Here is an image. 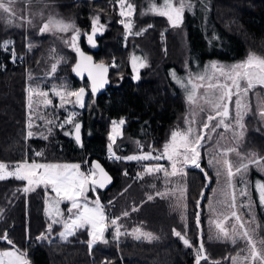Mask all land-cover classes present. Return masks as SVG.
I'll list each match as a JSON object with an SVG mask.
<instances>
[{
    "label": "trees",
    "instance_id": "16d2710c",
    "mask_svg": "<svg viewBox=\"0 0 264 264\" xmlns=\"http://www.w3.org/2000/svg\"><path fill=\"white\" fill-rule=\"evenodd\" d=\"M47 1L54 2L62 18L74 20L81 31V46L97 62L110 65L115 59L117 65L110 67L107 90L94 95L87 79L79 80L73 75L76 50L73 52L62 41L50 44V34L39 32L40 21L35 25L25 24L19 16L23 15L26 3L18 0L17 18L12 24L7 17H0V42L12 41L8 50L0 49V163L74 162L80 164L85 172L87 159L91 165L95 159L101 161L114 183L107 188H96L95 195L104 206L108 224L111 218L121 217L118 225L124 234L116 239L115 227L108 226L104 238L108 242L99 240L91 249L88 227L80 228L71 237L61 240L57 236L61 225L54 224L53 230L47 231L51 223L46 214L48 190L39 186L25 193V181L12 178L0 181V214L3 217L0 219V234L7 231L15 247L26 252L32 264H195V246L201 237L211 259L220 261V264H231L225 257L234 254V247L229 242L210 243L205 238L210 226L206 221L205 204L215 183L208 168L201 166L211 178L210 183L199 169H187L186 207L178 209L173 206L171 196L147 200V195L163 191L162 179L154 175L137 179L145 163L157 161H109L103 155L111 142L109 135L113 121L121 118L125 120L123 136L116 139L112 148L117 156L141 152V146L143 152L153 148L162 150L172 127L187 113L183 93L166 81L170 67L186 72L197 65L202 66L209 59L231 62L245 58L250 52L264 56V0H191L193 8L185 9L179 27H172L166 17L150 11L153 2L158 3L159 0H130L135 5L130 31L119 22L121 9L116 0ZM31 10L28 16L32 15ZM95 17H99L104 29L97 37V46L91 47L86 43L84 32L92 28ZM142 29L146 31L141 35L135 34ZM29 43L33 45L31 51L26 48ZM135 53L147 59V65L137 74L133 71L132 62ZM61 57L63 62L52 73L51 65ZM50 82L74 87L76 91L85 89V106L77 105L72 123L64 124L68 113L63 108L54 115L56 105L44 110L34 105L29 111L26 86H36L38 93L44 91ZM43 114L45 118L38 117ZM62 123L64 126L61 128ZM77 123L82 124V144L73 136ZM246 127L245 146L264 157V125L260 124L255 113L247 117ZM29 131L33 133L32 137H28ZM37 152L42 155L37 156ZM202 189L203 197L200 195ZM197 200L200 201L199 208ZM133 207L139 210L133 212ZM258 208L261 210L262 206L258 205ZM124 211H128L129 216H122ZM197 212L200 213L199 227L195 217ZM185 223L193 248L184 246L173 234L174 228L184 231ZM136 228L151 232L158 239L151 242L136 240L130 235ZM42 234L47 238L37 239ZM6 247L11 245L0 240V248ZM201 264L207 262L202 261Z\"/></svg>",
    "mask_w": 264,
    "mask_h": 264
},
{
    "label": "snow or ice",
    "instance_id": "6c2138e0",
    "mask_svg": "<svg viewBox=\"0 0 264 264\" xmlns=\"http://www.w3.org/2000/svg\"><path fill=\"white\" fill-rule=\"evenodd\" d=\"M20 3L31 4L32 0H19ZM18 0H0V13L7 14L9 21L17 18L16 5ZM120 5V16L131 17L135 12V5L130 0H116ZM193 4L191 0H159V6L155 4L150 11L154 14L166 17L172 27H179L183 22L185 9L191 10ZM24 23L31 25L32 20L19 16ZM99 17H95L92 22V34L88 35V41L94 47L93 36L103 27H97ZM124 25L125 29L130 31L132 28V21L129 19L125 22L124 19L119 21ZM151 27V25H149ZM71 30L73 35L70 43L71 46L78 53L80 60L74 67V71L79 74L81 71H87L89 77L92 79V92L95 93L99 86L106 83L104 79L107 68L101 64H93L92 58L85 55L77 46L76 41L80 35V31L76 28L73 22H65L62 19L55 17H48L47 22L43 23L39 28L41 34L47 32H68ZM146 29L136 32V35H141ZM12 41L4 40L0 42V49L8 50ZM33 45L29 43L28 48L31 51ZM11 56L15 57L14 49L11 50ZM137 58H133L135 61ZM63 62V58L56 60V63L51 65V72L55 73L57 66ZM113 66L115 64L113 63ZM143 66V65H141ZM210 69V70H209ZM177 83L184 87L187 93V102L189 104V115L185 118V128H176L171 131L168 141L163 145L162 150H155L154 148L148 152H143L141 146V154L129 155L126 157L115 156L112 150V144L115 143L116 136L119 135L118 125L113 121L112 134L109 135L111 143L108 145V151L115 159H126L128 161H157L155 164L146 165L143 173L137 174V179H143L144 175H154L157 179H162L164 182V191H156L155 195H147V200L152 201L156 197L161 199H168L170 196L175 197L178 207H186L184 201L187 198V183H177L171 186L172 178L179 175L183 180L186 177L187 167L199 169L206 181L211 182V178L207 172L201 167L202 152L201 149L212 140V134L217 132V129L223 128L225 132L231 131L233 134V141L239 144L245 135L244 118L250 111L248 103L249 93H254L257 87L264 89V56L255 53H249L247 57L240 62L231 65H219L212 62L205 68L204 74L190 75L185 81L184 79L175 77ZM31 92V89H29ZM55 95L60 97L61 107L64 106L65 97L74 96L75 103L80 107H84L83 97L85 89L80 88L77 91L54 90ZM47 96V93H41ZM259 95V94H257ZM235 98V99H233ZM31 99V97L29 98ZM52 104L51 99L45 100V105ZM234 104V115L230 106ZM31 108V103H29ZM206 113V117H201L200 114ZM260 116L264 117V107H261ZM31 121V117H29ZM49 123H52L49 121ZM65 123H72V117L65 121ZM125 123L124 119L119 121V125ZM31 123L28 127L31 128ZM63 123L60 124L62 128ZM80 124H75V139L80 142ZM51 132V129H49ZM68 134V133H66ZM28 137H32L33 133L28 132ZM223 137V133H219ZM47 139V137H44ZM151 147V146H150ZM157 152V154H153ZM236 153L239 157L238 162H234L230 156ZM37 156L42 153L37 152ZM222 158V159H221ZM161 160H166L169 166L159 163ZM87 163V161H86ZM209 165L221 164L222 167L217 169V177L223 175L225 177L224 185L219 188V195L223 197L222 200L216 201L221 205L218 209L212 203L209 204L210 210L214 214V219L211 221L212 229L208 235V240H216L223 242H230L233 245L243 243V247L233 257H225L230 259L231 264H264V237L260 235L262 225L257 223L256 216L252 211L253 204L251 201L247 204L249 209V219H245L238 208L245 207L243 204L237 203V189L233 180L236 176L240 177V182L245 184V188L239 191L240 196H248L247 182L244 177L249 172L252 166L258 171L264 172V157L256 153L249 156H241L236 147H223L217 142L212 159L208 161ZM80 164H57V163H37L35 161L29 163L27 161L18 162L13 166L5 163H0V181L6 179H16L19 181H26L27 186L23 188V192L28 193L34 191L35 187L43 185L45 188L51 187L52 192L56 194L59 199H53L48 202L49 207L46 209V214L51 218V223L47 227V231L53 230V225L61 223L60 219L55 217H62L63 212L59 208L62 200L69 201L70 207L67 211L69 213L68 219L63 220V231L59 233L61 239L75 234V231L84 228L86 225L90 226L89 236L92 239L89 241V248L100 240L104 243L108 241L104 239V232L107 229L106 221L109 220L105 215L104 206L100 203L99 198L92 201L93 206H89L87 191H95L97 187L104 188L107 183L111 182V177L104 171L103 167L98 162H93L91 170L82 172ZM97 172L99 176H97ZM158 174H162L158 175ZM127 175V172H125ZM156 187L155 184L152 185ZM207 187V184L205 185ZM256 191L259 195V203L264 207V181L257 180ZM127 191V189H125ZM177 193L179 195H177ZM201 197L204 196V190H201ZM111 203V201L109 202ZM200 207V201L197 200V208ZM75 210V211H74ZM139 209L133 207L131 211L135 212ZM122 216H129L128 211H124ZM197 227L200 225V213L195 214ZM0 214V219H2ZM121 217L110 219V224L115 226L114 237L118 239L122 233L118 220ZM185 217L182 216V220ZM173 234L178 237L188 248H193L194 244L187 236V223L184 225V231L173 229ZM136 240L145 239L149 242L158 239L151 232H144L140 228L133 229L130 233ZM43 234L37 239H46ZM0 240L5 241L11 248L0 252V264H30L27 258V253L17 249L14 242L8 237L7 231L0 234ZM195 252V264H201L202 261L207 264H220V261L211 259L207 254L203 238L200 239ZM4 258H7L5 261Z\"/></svg>",
    "mask_w": 264,
    "mask_h": 264
},
{
    "label": "rangeland",
    "instance_id": "374dc122",
    "mask_svg": "<svg viewBox=\"0 0 264 264\" xmlns=\"http://www.w3.org/2000/svg\"><path fill=\"white\" fill-rule=\"evenodd\" d=\"M154 4L156 6H159V2L157 3V2L154 1L153 2V5ZM54 5H55L54 2H50V1H47V0H34V1H32V3L30 5L27 4V3L25 4L24 10H23V16L26 17V18L31 19L33 25H35V22L40 21L41 27H42L43 23L47 22V19L50 16L51 17H55L57 19H62L65 22H73L74 23V20L72 21V20H66V19L62 18L58 14V12L56 11ZM38 6H39V8H38ZM44 7H48L49 10L45 9ZM30 8H32V10L30 12V13H32V15L29 14V16H28V12H29ZM0 17L1 18H6V17L8 18L7 14H2V13H0ZM122 19H124L125 22H128V20L130 19L132 21V25H133V15L131 17H122ZM12 23H13V19L11 20L10 24H12ZM98 25H102V24L98 22ZM76 28H78V27L76 26ZM91 30H92V28L89 31H86V32H90ZM86 32H84V37H85V33ZM47 33L50 34L49 38H51V40L48 41L50 44L51 43H54V42H57V41H62V42L65 43V45H68L71 48V50H73V52H74V48L71 46V44L70 43H66V41H69V42L71 41V37L73 35V32L71 30H69L68 32H59V31H56V32H47ZM47 33H45V34L47 35ZM80 40H81V31H80V35H79V37H78V39L76 41V46L77 47L79 45H81L80 44ZM85 40H86V37H85ZM86 43H87V40H86ZM28 45L29 44L26 45V48H28ZM250 53L257 54L256 52H250ZM257 55H259V54H257ZM134 57L137 58L135 61L133 60ZM245 58H241V59H238V60H235V61H231V62L209 59L202 66L197 65L195 68H190V70H187L186 72L179 71L175 67H170V69L168 71V74L166 75V81L175 90H179L180 92L183 93L184 98H185V101H186V106H187V113L185 115V118L189 115V104H188L187 99H186L187 93H186L184 87H182L180 84L177 83V80H176V78H174L173 73H175V77L184 79L186 81L190 75H193L194 76L195 74H204L205 68L207 66H209L212 62H216L219 65H231V64H234V63L243 61ZM132 62H133V71H135V74H137V72L143 66L147 65V59H144V56L142 54H140V53H135L132 56ZM113 63L115 64V66L117 65V62L114 59V60H112V62H111V64L109 66L110 67L113 66ZM141 65H143V66H141ZM73 66H74V63H73ZM73 66H72V68H73ZM35 87L36 86H32L31 87L29 84L26 86V101H27V105L29 106V103H31V108L29 107L30 108L29 111L32 110V108H33L34 105H36L37 107L38 106L39 107H43L42 110H44L45 108H52V107H54L53 105H56V107H55L56 110L53 112L54 115L58 112V110L60 108H63L68 113L67 119L69 118V116H71L72 119L75 117L74 116L75 110L77 108V105H79V104L75 103V99L76 98L74 96L65 97L64 106L61 107L60 106L61 105L60 97L59 96H56L55 95V92H54V90L76 91V90H74V87L73 88H68V87H65L64 85H62L61 83L50 82L48 84V86H46V89L44 91L38 92V93H37V90H35ZM29 89H31V92L29 91ZM41 93H47V96L45 97V96L41 95ZM35 94H36V97H35ZM257 94H259V95H257ZM30 97H31V99H29ZM46 99H51L52 100V104L46 106L45 105V100ZM233 99H235V98H233ZM248 103L250 105V111L248 112V114L244 118L245 135H244L242 141L238 145L234 143V141H233V134H232L231 131L225 132L223 128H220V129H217V132L216 133H213L212 134V140L205 145V148L201 149V152H202V159L200 161L201 166L204 165L205 168H208L211 171V173L213 174L211 176V178L213 177L215 179L214 186L212 188V191L210 192V199L205 204V211L207 212L206 221L208 220L209 225H210L209 228L206 230V234H205V238H206L207 241H209L208 240V235L210 233V229H212L211 221L214 219V214L210 210L209 204L212 203L218 209L221 208V205L218 204V203H216V201H219V200H222L223 199V197H221L219 195V191L218 190H219V188H221L224 185V182H225V177L223 175H221L219 177H217V175H216L217 169L218 168H221L222 165L221 164H217V165L213 166V165H209V163H208V161L210 159H212V155L214 154V149H215V146H216L217 142H219V144L221 146H223V147H236L237 152L241 156H249L252 153H256L254 150H252L250 148H247L245 146L246 145V136H247L246 120H247V117H249V116H251L252 114L255 113L257 115L259 121H260V124L261 125H264V117H261L260 114H259L260 113V110H261V107H264V89H261V88L257 87L255 89L254 93H249ZM230 109L232 111V114L234 115V112H235L234 104L230 106ZM200 115H201V117H206L207 114L206 113H202ZM38 117L45 118V115L44 114L42 116H39L38 115ZM185 118L181 122H178L174 127H172V129L170 130V133H171L172 130H174L176 128H185L186 127ZM121 119H124V118H121ZM121 119H116L115 120L117 122L118 131L120 133L119 135L116 136V139L118 137H122L123 136V127H124V124L123 125H119V121ZM64 124H67V123L64 122ZM74 130L75 129L73 128V136H74ZM112 130H113V125H112ZM112 130H111V134H112ZM170 133H169V137H170ZM219 133H223V137H221L219 135ZM169 137H168V139H169ZM116 139H115V142H116ZM168 139H167V141H168ZM113 144H112V148L114 149ZM139 154H141V152H131V153L125 155L124 157L129 156V155H139ZM230 158L234 162H238L239 161V157L236 155V153H232L231 156H230ZM40 163H43V162H40ZM155 163H157V162H155ZM155 163H145V165L143 166V169H144V167L146 165L155 164ZM159 163H163V164H165V166H169L168 165V162L166 160H161V161H159ZM57 164H78V163H74V162H68V163L65 162V163H62L61 162V163H57ZM7 165L13 166L15 164H7ZM86 168H85V170H86L85 172H87V169ZM188 168L189 167H187L185 169L186 172H187V169ZM80 170L82 172H84V170L82 168ZM142 173H143V171H142ZM244 179L247 182V191L249 193L248 196H240L239 195V191L241 189L245 188V184L240 182V177L239 176H236L234 178V180H233V183L236 184V189H237V203L238 204L245 205V207L238 208L237 211H239L241 213V215L246 220L249 219V209L247 208V204L249 203V201H251L252 204H253L252 211L254 212V214L256 216V221H257V223H259L260 225H262V228H261V231H260V235L262 237H264V207H262L261 210L258 208V205H260V203H259V195H258V192L256 191V187H255V184H256V181L257 180L264 181V172L258 171L255 168V166H252L250 168L249 172L244 177ZM172 181H173V183H172V185H170V187L171 186H174L177 183H183L184 181H186V177H184L183 180H182L181 177L179 175H177V176H175V177L172 178ZM25 186H27V182L26 181H25ZM40 186H43V185H40ZM37 187H39V186H37ZM37 187H35V189ZM46 189L48 190V192H47V202H50L53 199H59L58 197H56V194L54 192H52L51 187H47ZM163 191H164V189H163ZM96 192H97L96 190L95 191H90L89 190V191L86 192V195L88 196V202H89V206L90 207L93 206L92 201L96 200V198H97V196L95 195ZM92 193L95 196H93ZM177 195H179V194L177 193ZM171 198H172L171 200H172L173 206L175 208L176 207L178 209L185 208V207H178L177 206V200H176V198L175 197H171ZM186 201L187 200L184 201L185 204H186ZM60 205H61V207H60ZM68 207H70V202L69 201L62 200L60 202V204H59V208L60 209L62 208L61 211L63 212V216L62 217H59V218H56L55 217L56 219H60L61 220V223H57V225H61L62 226V228L57 233V236L60 239H61V237L59 236V233L64 230L63 229V220L68 219V216H69V213L67 211ZM106 224H107V228H108V226H112L111 224H108L107 222H106ZM85 227H88L89 228V231L91 230L90 226H87L86 225ZM78 230L79 229H77L75 231V233ZM106 232H107V229L104 232V238H105ZM69 237H71V236H69ZM201 238H203V237H201ZM91 239H92V237H90V240ZM200 239H199V242H200ZM61 240H64V239H61ZM215 241L216 240H211L210 243H214ZM199 242H198V244H199ZM230 246H233L234 247L233 250H232L234 252V254L231 256V257H233V256H235L237 254V252L240 251V249L244 245L241 242V243H238L236 245H233V244L230 243ZM4 259L6 260L7 258H4ZM230 262H231V260H230ZM30 264H32V263L30 262Z\"/></svg>",
    "mask_w": 264,
    "mask_h": 264
},
{
    "label": "water",
    "instance_id": "95a60500",
    "mask_svg": "<svg viewBox=\"0 0 264 264\" xmlns=\"http://www.w3.org/2000/svg\"><path fill=\"white\" fill-rule=\"evenodd\" d=\"M99 26H100V25H97V27H99ZM102 32H103V28H101L100 31H98V32L93 36V41H94V44H95L94 47L97 46V37H98ZM90 34H92V30H91L90 32H86V33H85V37H86V40H87V44L90 45L91 47H93L92 44H90L89 41H88V35H90ZM78 48H79L82 52H84L85 55L90 56V57L92 58V61H91V62H92L93 64H101V63H102V64L107 68V72L105 73V76H104V79L106 80V83H103L102 86H99V87L97 88V90H96L95 93L92 92V79L89 77L87 71H81L79 74L77 73V71H74V67H75V65H76L77 62L80 60V57H79L78 53H77V59H76V62L74 63V66H73V68H72L73 75H74L77 79H79V80L87 79V80H88V82H89V89H90V91H91L94 95H101L102 93H104V92L107 90V88H108V86H109V81H110V79H109L110 66H109L108 64L104 63V62H101V61H100V62H97V61L95 60L94 56H93L91 53L87 52V51L83 48V46L79 45ZM78 124H80V126H82L81 123H78ZM75 135H76V133H75V130H74V138H75ZM79 135H80V142H79V144H82V131H81V127H80V133H79ZM75 140H76V139H75ZM93 162H98V163H100V165L103 167L104 171L107 172V174L111 177V182H110V183H107L106 186H105L104 188H107V187L113 185V183H114V179H113L112 175L110 174V172H109V171L106 169V167L103 165V163H102L101 161L97 160V159H95ZM97 176H99V173H98V172H97ZM97 188H99V187H97ZM99 189H102V188H99ZM2 241H3V240H2ZM4 242H5V241H4Z\"/></svg>",
    "mask_w": 264,
    "mask_h": 264
},
{
    "label": "built area",
    "instance_id": "2783aa9c",
    "mask_svg": "<svg viewBox=\"0 0 264 264\" xmlns=\"http://www.w3.org/2000/svg\"><path fill=\"white\" fill-rule=\"evenodd\" d=\"M114 152V151H113ZM115 156H117L116 154H115ZM103 157L105 158V159H107V160H109V161H115V160H118V159H115L114 157H112V154L111 153H109V151L107 150V152L103 155ZM86 161H87V163H86ZM85 161V165H86V169H87V171H89V170H91V167H92V165L90 164V161L87 159Z\"/></svg>",
    "mask_w": 264,
    "mask_h": 264
},
{
    "label": "crops",
    "instance_id": "0c3cea01",
    "mask_svg": "<svg viewBox=\"0 0 264 264\" xmlns=\"http://www.w3.org/2000/svg\"><path fill=\"white\" fill-rule=\"evenodd\" d=\"M29 163H31V162H29ZM11 247H6V248H0V252H2V251H6V250H9ZM7 260V259H6ZM5 260V261H6Z\"/></svg>",
    "mask_w": 264,
    "mask_h": 264
},
{
    "label": "flooded vegetation",
    "instance_id": "af4514ba",
    "mask_svg": "<svg viewBox=\"0 0 264 264\" xmlns=\"http://www.w3.org/2000/svg\"><path fill=\"white\" fill-rule=\"evenodd\" d=\"M56 218H59V217H56Z\"/></svg>",
    "mask_w": 264,
    "mask_h": 264
}]
</instances>
